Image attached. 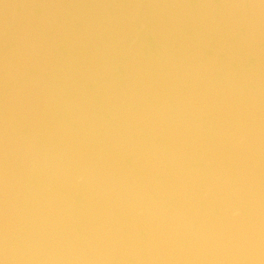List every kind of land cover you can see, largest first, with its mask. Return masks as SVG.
I'll return each instance as SVG.
<instances>
[{"label": "water", "instance_id": "95a60500", "mask_svg": "<svg viewBox=\"0 0 264 264\" xmlns=\"http://www.w3.org/2000/svg\"><path fill=\"white\" fill-rule=\"evenodd\" d=\"M260 4L0 0V259L264 264ZM234 20L211 62L195 34Z\"/></svg>", "mask_w": 264, "mask_h": 264}, {"label": "snow or ice", "instance_id": "6c2138e0", "mask_svg": "<svg viewBox=\"0 0 264 264\" xmlns=\"http://www.w3.org/2000/svg\"><path fill=\"white\" fill-rule=\"evenodd\" d=\"M35 8H81V9H196V8H229V9H245L250 6L247 4H230L223 6H212V5H182V4H167V5H154V4H94V5H65V4H37ZM260 8L262 9V18H261V33L264 36V0H261ZM147 25H141L140 31L144 32ZM211 26H202L198 33L195 34V43H197L201 50H211L212 55L208 59L215 63L223 55L226 54L227 50L231 47V41L225 39L229 34L231 37H235L239 34L240 30L243 28V23L240 20H234L230 25L221 26L216 25L211 27L212 33L219 37V42L213 43L211 36L207 35V30ZM226 28V31L224 30ZM182 31L180 25H175L172 28V32ZM152 35L160 36L166 35L165 29L161 28L157 31V28L154 26L152 28ZM167 38V37H166ZM142 47H147L145 41L141 42ZM5 60H7V54H5ZM6 67V65H5ZM261 68H262V90H264V47L261 51ZM5 96H7V81H5ZM7 119V102L5 101V125ZM6 133V127H5ZM6 149H5V175H6Z\"/></svg>", "mask_w": 264, "mask_h": 264}, {"label": "clouds", "instance_id": "9594fccd", "mask_svg": "<svg viewBox=\"0 0 264 264\" xmlns=\"http://www.w3.org/2000/svg\"><path fill=\"white\" fill-rule=\"evenodd\" d=\"M0 264H9L7 259V252H5V257L0 259Z\"/></svg>", "mask_w": 264, "mask_h": 264}]
</instances>
